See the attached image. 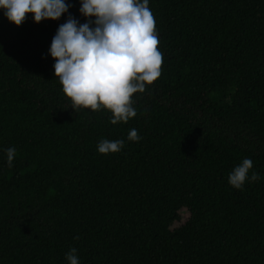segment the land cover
Wrapping results in <instances>:
<instances>
[{
    "label": "trees",
    "instance_id": "16d2710c",
    "mask_svg": "<svg viewBox=\"0 0 264 264\" xmlns=\"http://www.w3.org/2000/svg\"><path fill=\"white\" fill-rule=\"evenodd\" d=\"M66 3L19 27L0 9V264H69L72 248L79 264H264V0H149L162 74L116 125L74 111L55 77L59 25L88 20ZM103 139L124 147L100 154Z\"/></svg>",
    "mask_w": 264,
    "mask_h": 264
},
{
    "label": "clouds",
    "instance_id": "9594fccd",
    "mask_svg": "<svg viewBox=\"0 0 264 264\" xmlns=\"http://www.w3.org/2000/svg\"><path fill=\"white\" fill-rule=\"evenodd\" d=\"M80 2L79 11L88 18L87 22L80 24L69 15L52 38L49 53L55 60V77L74 111L103 109L111 113V124L127 123L137 115L134 94L144 93L162 74L163 53L159 50L156 20L149 0ZM69 7L66 0H0V9L17 27L25 22L28 14L37 24L59 20ZM127 139L138 142L141 137L133 128ZM123 147V140L103 139L97 151L107 155ZM16 154L15 147L6 149L9 167ZM252 168L253 161L243 159L229 174L228 183L243 190ZM258 179L259 174L253 172L251 181ZM76 251L72 248L66 253L69 264H79Z\"/></svg>",
    "mask_w": 264,
    "mask_h": 264
},
{
    "label": "rangeland",
    "instance_id": "374dc122",
    "mask_svg": "<svg viewBox=\"0 0 264 264\" xmlns=\"http://www.w3.org/2000/svg\"><path fill=\"white\" fill-rule=\"evenodd\" d=\"M189 216V212L186 208L181 210V220L176 222V226H178L179 224H181L182 222H184Z\"/></svg>",
    "mask_w": 264,
    "mask_h": 264
}]
</instances>
